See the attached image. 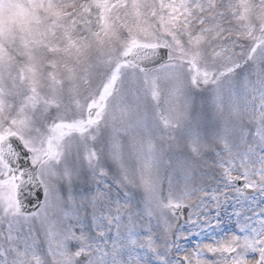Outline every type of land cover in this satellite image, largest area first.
<instances>
[{
	"label": "snow or ice",
	"instance_id": "snow-or-ice-1",
	"mask_svg": "<svg viewBox=\"0 0 264 264\" xmlns=\"http://www.w3.org/2000/svg\"><path fill=\"white\" fill-rule=\"evenodd\" d=\"M0 264H264V0H0Z\"/></svg>",
	"mask_w": 264,
	"mask_h": 264
},
{
	"label": "rangeland",
	"instance_id": "rangeland-1",
	"mask_svg": "<svg viewBox=\"0 0 264 264\" xmlns=\"http://www.w3.org/2000/svg\"><path fill=\"white\" fill-rule=\"evenodd\" d=\"M225 230H231V229H233L234 228V224L232 223V222H229L228 224H226L225 226ZM213 235H215V233H213ZM192 239H196L197 240V238H195V237H193ZM196 240H195V242H196ZM194 242V243H195ZM181 243L182 244H184L186 247H188L189 249H191V247L193 246V244L194 243H187V242H185V241H181Z\"/></svg>",
	"mask_w": 264,
	"mask_h": 264
}]
</instances>
